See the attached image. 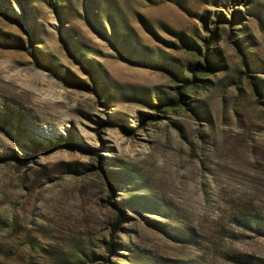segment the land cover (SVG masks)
<instances>
[{"label":"rangeland","instance_id":"rangeland-1","mask_svg":"<svg viewBox=\"0 0 264 264\" xmlns=\"http://www.w3.org/2000/svg\"><path fill=\"white\" fill-rule=\"evenodd\" d=\"M98 2L0 0V264H264V0Z\"/></svg>","mask_w":264,"mask_h":264},{"label":"trees","instance_id":"trees-1","mask_svg":"<svg viewBox=\"0 0 264 264\" xmlns=\"http://www.w3.org/2000/svg\"><path fill=\"white\" fill-rule=\"evenodd\" d=\"M82 6L84 9V12L86 13V17L88 20H90L91 16H95L98 15L100 16L103 21L109 26V32L111 33V37L114 38H119L120 36L118 35V29L115 23V19L113 18V16L109 13H104V9L102 7V4L100 2H98V0H82ZM213 35V33H212ZM115 44V43H114ZM204 60H205V64L201 65L199 63H195L194 65H192V67L190 68V72L192 75L197 74L198 72H202V71H210L212 70V68H214L216 66V61L212 58H210L208 55H204ZM157 65V67H165L164 63H159V64H155ZM168 69L171 70L172 73L175 74V71H173V69H171V66L169 65L167 67ZM178 94H180L178 92ZM162 104L161 100L155 105L156 108H159L160 105ZM69 140H66V144H69ZM32 150L33 151H37L39 149H42L44 146L42 145V143H37V142H32ZM50 147H55L54 144H50ZM259 220V219H258ZM119 220H117L118 223ZM116 227V225L114 226ZM114 227H112L114 229ZM256 227L259 231H261L262 233H264V223H262V221H258L256 223ZM107 248L108 251L110 252L112 250V243L111 242H107Z\"/></svg>","mask_w":264,"mask_h":264}]
</instances>
